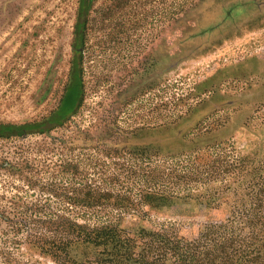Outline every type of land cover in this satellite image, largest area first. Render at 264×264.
Returning a JSON list of instances; mask_svg holds the SVG:
<instances>
[{
  "label": "rangeland",
  "instance_id": "rangeland-1",
  "mask_svg": "<svg viewBox=\"0 0 264 264\" xmlns=\"http://www.w3.org/2000/svg\"><path fill=\"white\" fill-rule=\"evenodd\" d=\"M85 7L0 0V123L56 112L76 57L83 80L62 124L0 135V264H97L76 224L185 264L262 259L264 0Z\"/></svg>",
  "mask_w": 264,
  "mask_h": 264
},
{
  "label": "trees",
  "instance_id": "trees-1",
  "mask_svg": "<svg viewBox=\"0 0 264 264\" xmlns=\"http://www.w3.org/2000/svg\"><path fill=\"white\" fill-rule=\"evenodd\" d=\"M88 0H81V4L84 9H86V5ZM83 22H78V40L82 39V31H80ZM81 35V36H80ZM80 53V52H78ZM76 57L75 63L72 67V76L70 83L68 84V88L66 94L64 96L62 105L59 109L52 113L50 116L46 117L40 121H31L27 123H0V135L10 136L13 134H22L27 130L35 129L40 127L41 131H46L54 124H62L68 116L75 110L77 104L82 96L83 92V80H82V68L80 67L79 60ZM76 230L78 231L79 243H84L89 246L91 249L100 248L97 252L96 260H98L97 264H103V259L109 257L116 264H121L123 261H128L127 264H185L189 258H187L186 254L180 251L177 246L178 244L172 245L170 252L168 250H164L162 255L156 254L155 252H147L143 249L137 251L139 247L138 242H135L131 247H129V239L126 238L123 230H118L117 228L110 227H102L95 229H88V227L84 225L76 224ZM136 241V239L134 240ZM64 245L67 242L63 243ZM164 248H169L171 246L160 243ZM56 250L62 248L61 244H56ZM87 246V247H88ZM160 248L159 250H161ZM161 253V252H160ZM205 253V252H204ZM153 256H150V255ZM197 254H193L195 257ZM192 256V257H193ZM211 258H208V260ZM255 261L246 258V256L241 255V257L237 258V260L232 261L231 256L225 258V264H264V257L257 260V257H254ZM257 260V261H256ZM215 260H211L209 262H202V264H210ZM91 263H94L91 261ZM194 264H199L194 263Z\"/></svg>",
  "mask_w": 264,
  "mask_h": 264
}]
</instances>
